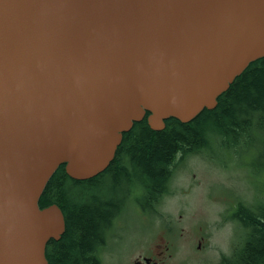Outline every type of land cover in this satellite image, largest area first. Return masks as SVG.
<instances>
[{
  "label": "water",
  "instance_id": "95a60500",
  "mask_svg": "<svg viewBox=\"0 0 264 264\" xmlns=\"http://www.w3.org/2000/svg\"><path fill=\"white\" fill-rule=\"evenodd\" d=\"M260 57L264 0H0V264H48L59 165L97 175L146 112L188 122Z\"/></svg>",
  "mask_w": 264,
  "mask_h": 264
},
{
  "label": "trees",
  "instance_id": "16d2710c",
  "mask_svg": "<svg viewBox=\"0 0 264 264\" xmlns=\"http://www.w3.org/2000/svg\"><path fill=\"white\" fill-rule=\"evenodd\" d=\"M216 101L188 122L165 119L160 130L148 126L146 112L122 134L105 170L91 178L73 179L59 165L38 199L40 208L57 204L65 222L60 237L46 243L47 263L100 264L98 253L130 195H137L133 201L143 211L157 203L176 154L211 148L213 139L231 148L246 138L252 124L263 123L264 57L250 62ZM235 216H243L246 233L217 264H264V199L246 205L245 211L238 207Z\"/></svg>",
  "mask_w": 264,
  "mask_h": 264
},
{
  "label": "rangeland",
  "instance_id": "374dc122",
  "mask_svg": "<svg viewBox=\"0 0 264 264\" xmlns=\"http://www.w3.org/2000/svg\"><path fill=\"white\" fill-rule=\"evenodd\" d=\"M219 141L176 162L153 209L143 211L129 198L99 251L100 264L144 263L143 257L217 264L238 246L244 228L235 227L230 211L236 201L264 199V122L231 148Z\"/></svg>",
  "mask_w": 264,
  "mask_h": 264
},
{
  "label": "flooded vegetation",
  "instance_id": "af4514ba",
  "mask_svg": "<svg viewBox=\"0 0 264 264\" xmlns=\"http://www.w3.org/2000/svg\"><path fill=\"white\" fill-rule=\"evenodd\" d=\"M199 151H201V150H198L197 152H199ZM197 152H195V153H197ZM187 154H185V153H178V154H176V157H175V161H174V165L176 164V162L178 161V160H182L185 156H186ZM173 165V166H174ZM173 166H172V168H173ZM135 196H137V195H130V197L129 198H132L133 199V197H135ZM152 205H151V207H149L150 209H153V207L155 206V203L153 204V202L151 203ZM246 205H248L247 203H245V202H243V201H236V204H235V206H234V209H232V211H230V214H231V220L232 221H234V223H236L235 224V227L236 226H238V227H243L244 228V235H245V233H246V227L243 225V222H242V220H243V216H242V218H241V216L240 217H238V216H235V214H236V209L238 208V207H240V206H242V209L245 211V207H246ZM243 235V236H244ZM242 238V237H241ZM240 238V239H241ZM234 248H235V246H234ZM98 255H99V253H98ZM144 258H148L149 259V261H148V263H146L145 262V260H144ZM140 262H142V261H140ZM143 262L144 263H142V264H160V262H158V261H156L155 259H153L152 257H143Z\"/></svg>",
  "mask_w": 264,
  "mask_h": 264
},
{
  "label": "bare ground",
  "instance_id": "6f19581e",
  "mask_svg": "<svg viewBox=\"0 0 264 264\" xmlns=\"http://www.w3.org/2000/svg\"><path fill=\"white\" fill-rule=\"evenodd\" d=\"M113 157H114V156H113ZM110 161H111V160H110ZM107 166H108V165H107ZM104 170H105V169H103L102 171H104ZM102 171H101V172H102ZM99 173H100V172H99Z\"/></svg>",
  "mask_w": 264,
  "mask_h": 264
}]
</instances>
